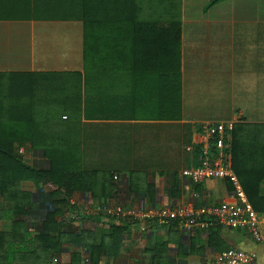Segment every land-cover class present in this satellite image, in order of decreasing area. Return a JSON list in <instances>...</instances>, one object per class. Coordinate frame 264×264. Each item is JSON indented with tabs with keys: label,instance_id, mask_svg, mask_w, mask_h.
Returning <instances> with one entry per match:
<instances>
[{
	"label": "crops",
	"instance_id": "crops-1",
	"mask_svg": "<svg viewBox=\"0 0 264 264\" xmlns=\"http://www.w3.org/2000/svg\"><path fill=\"white\" fill-rule=\"evenodd\" d=\"M142 1L145 8L150 5L155 10L172 2ZM34 2L0 0V73L84 75V19L9 16L8 10L35 8ZM46 2L39 4L42 7ZM59 2L60 6L69 4V0ZM175 6L179 15L173 18L148 16L147 9L136 20L161 29L174 20L181 22L180 90L161 82L149 83L144 90L133 89L129 71L147 66L135 55L158 53L159 62H169L170 67L178 65L177 59L167 61L158 50L147 51L143 43L135 47L137 30L130 17L98 18L95 22L102 20L108 26L91 33L106 36L96 48L88 43V52L111 55L113 60H103L100 65L119 75L106 84L107 95L97 90L92 98L85 96L82 80V110L75 117L52 113L50 122L39 126L42 147L30 150L27 159L34 166L48 168L51 164L44 157L45 149L68 156L70 151L78 152L81 164L76 169L91 173L93 178L84 192L77 191L70 199L84 216L78 217L74 226L94 231L97 243L112 234L113 226L124 228L120 255L107 259L108 264H207L230 248L250 253L254 257L251 264H264V213H259L263 238L255 241L244 230L217 224L205 231H188L178 222L160 226L133 219L109 220L96 210L103 204L153 209L235 201L230 182L207 180L195 185L183 172L199 166L195 145L203 125L233 122L235 126H264V0H176ZM52 83L61 89L62 83ZM73 83L66 84L71 87L69 94H73ZM116 83L118 92L110 90ZM179 98L180 112L176 106H162L167 102L176 105ZM189 147L193 150L188 151ZM24 185L23 190L35 194L38 206L35 185ZM44 188L55 190L49 185ZM259 196L264 198V180ZM69 216L66 209L62 219ZM10 227L2 222L0 231H10ZM69 260L66 249L62 261Z\"/></svg>",
	"mask_w": 264,
	"mask_h": 264
},
{
	"label": "trees",
	"instance_id": "trees-1",
	"mask_svg": "<svg viewBox=\"0 0 264 264\" xmlns=\"http://www.w3.org/2000/svg\"><path fill=\"white\" fill-rule=\"evenodd\" d=\"M41 1L35 0V8L11 9L8 14H23L33 20H73L81 16L85 25V74L0 73V221L11 226L10 231H0V264H108L107 259L120 255L124 228L113 226L112 234L97 243L94 231L78 230L74 226L76 218L73 214L78 213V207L71 205L70 199L75 192H84L93 178L91 173L76 169L75 166L81 164L78 152L70 151L68 156L45 149L44 157H48L51 164L48 168L30 164L27 155L30 150L42 147L39 126L50 122L52 113L75 117L82 110V80L85 96L92 98L97 90L99 94L107 95L109 88L103 81L112 78V74L114 77L119 75L120 72H108L100 65L103 60H113L109 57L111 55L88 52V43L92 42L91 45L96 48L100 38L106 36L97 31L91 33L94 29L103 31L108 26L102 20L95 22L98 18L130 17L137 30L135 47L143 43L147 51L158 50L167 61L171 57L177 59L178 65L170 67L169 62H159L161 56L158 53L135 55L139 63L147 65L129 71L135 90H144L152 82L179 86L177 89L180 90L181 22L174 20L161 29L158 25L136 20L144 16L147 9L148 16L175 17L171 15L172 2L167 0L168 6L156 10L150 5L145 8L142 0H69L68 6H60L59 0H46L42 7L39 4ZM110 25L114 26L113 23ZM54 81L62 83L59 84L61 89H58V84L56 87L52 83ZM69 82H74L73 94H69L71 87L66 86ZM117 86L116 83L115 88L110 90L117 91ZM171 105L181 111L180 98L176 105L167 102L162 106ZM231 136L228 144L233 170L255 211L264 213V198L259 196L264 180V126L238 123ZM24 182L35 185L38 206L32 193L21 189ZM47 185L55 190L47 191L44 188ZM66 209L70 216L62 219ZM77 215L79 219H84L80 213ZM66 249L70 255L68 263L62 261Z\"/></svg>",
	"mask_w": 264,
	"mask_h": 264
},
{
	"label": "built area",
	"instance_id": "built-area-1",
	"mask_svg": "<svg viewBox=\"0 0 264 264\" xmlns=\"http://www.w3.org/2000/svg\"><path fill=\"white\" fill-rule=\"evenodd\" d=\"M235 128L233 122L217 125H203L196 142L199 151V166L186 170L183 176L198 185L207 180H224L233 186L234 203L216 206L193 204L181 207H162L153 209H132L123 206L103 204L96 209L109 220L133 219L147 221L149 224L170 226L179 223L184 229L207 230L213 224L231 229L246 231L255 241L263 238L261 219L253 208L243 185L233 170V159L229 152V142ZM192 151L193 147H189ZM78 213L73 218H78ZM144 230V229H143ZM254 257L242 250L227 249L221 251L207 264H251Z\"/></svg>",
	"mask_w": 264,
	"mask_h": 264
},
{
	"label": "rangeland",
	"instance_id": "rangeland-1",
	"mask_svg": "<svg viewBox=\"0 0 264 264\" xmlns=\"http://www.w3.org/2000/svg\"><path fill=\"white\" fill-rule=\"evenodd\" d=\"M175 3H176V0H172V11H171V15L173 16H177V15H179V12H178V9H177V7L175 6ZM160 14V13H159ZM117 76H115L114 77V75L112 76V81H113V79H115ZM111 79L110 80H108V81H111ZM108 81H103V83L106 85L107 83H108ZM110 98H112V97H110ZM110 105H108L107 107H109ZM25 187V185H24V183H22L21 184V189L23 190V188ZM24 189H26V187L24 188ZM23 191H25V190H23ZM25 192H28V191H25ZM33 195V194H32ZM35 196V194L33 195V197ZM1 223H2V221H0V227H1ZM8 225V224H7Z\"/></svg>",
	"mask_w": 264,
	"mask_h": 264
}]
</instances>
